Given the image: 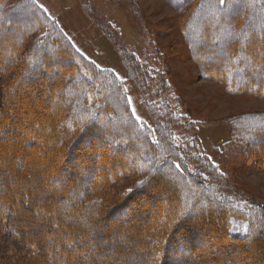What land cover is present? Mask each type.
Returning a JSON list of instances; mask_svg holds the SVG:
<instances>
[{
    "label": "trees",
    "instance_id": "trees-1",
    "mask_svg": "<svg viewBox=\"0 0 264 264\" xmlns=\"http://www.w3.org/2000/svg\"><path fill=\"white\" fill-rule=\"evenodd\" d=\"M168 2L178 12L197 5L184 35L202 79L264 100V0ZM122 59L144 93L148 72ZM0 78V224L30 249L22 264H264V203L222 189L218 165L181 150L172 128L193 122L169 105H150L153 128L142 126L124 82L34 0H0ZM233 120L226 166L242 152L264 166V113ZM122 180L134 186L106 207ZM31 214L52 244L25 235Z\"/></svg>",
    "mask_w": 264,
    "mask_h": 264
},
{
    "label": "rangeland",
    "instance_id": "rangeland-1",
    "mask_svg": "<svg viewBox=\"0 0 264 264\" xmlns=\"http://www.w3.org/2000/svg\"><path fill=\"white\" fill-rule=\"evenodd\" d=\"M34 2L38 7L44 6L40 8L59 24L81 54L100 69L114 72L124 82L131 110L136 119L140 117L138 121L142 126L153 128L148 109L150 105L158 102L169 105L182 120L193 122L187 128H184L185 125L172 128L181 150L189 149L218 165L222 174L225 172L228 176L227 179L222 176L223 183L217 181L222 189L264 203V166L254 156L242 152L232 154L233 165L229 167L224 163L225 155L222 159L221 153L223 146L232 138L233 119L249 113H264V100L253 95H237L229 85L202 79L184 35V22L197 5L192 4L186 11L178 12L168 0ZM123 54L133 57L148 72L149 82L144 84L147 86L144 93L135 81L129 79ZM7 81L8 78H0V98ZM8 159H11L10 156ZM16 160L5 162L16 165ZM6 179L10 182V191L17 188L14 180L8 176ZM134 183L133 180H122L109 186L106 207H111L118 195ZM48 191L51 190L48 188ZM38 200L39 205L32 210L35 213L40 210L44 199ZM157 202L161 203L160 200ZM17 210L19 213V208ZM30 216L37 224L30 227V222H24L22 228L25 235L36 237L42 234L46 236L47 246L52 244V237L46 234L47 224L40 225L35 214ZM26 225L30 231H27ZM129 235L127 242H132L134 234L130 232ZM12 236L0 224V264H22L24 259L32 257L30 249ZM252 259L254 257L250 256L243 262L249 264Z\"/></svg>",
    "mask_w": 264,
    "mask_h": 264
},
{
    "label": "snow or ice",
    "instance_id": "snow-or-ice-1",
    "mask_svg": "<svg viewBox=\"0 0 264 264\" xmlns=\"http://www.w3.org/2000/svg\"><path fill=\"white\" fill-rule=\"evenodd\" d=\"M219 2H220L221 4H223V3H225V0H219ZM40 7L43 8L44 6H43V5H40ZM45 11H46V9H45ZM129 102H130V101H129ZM139 119H140V117L137 116V120H139ZM141 183H143V182H141ZM255 244H256V242L253 241L252 244H251L250 246L253 247V248H255Z\"/></svg>",
    "mask_w": 264,
    "mask_h": 264
}]
</instances>
